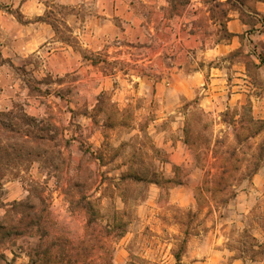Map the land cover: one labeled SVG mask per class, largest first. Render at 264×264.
I'll return each mask as SVG.
<instances>
[{
    "label": "rangeland",
    "instance_id": "374dc122",
    "mask_svg": "<svg viewBox=\"0 0 264 264\" xmlns=\"http://www.w3.org/2000/svg\"><path fill=\"white\" fill-rule=\"evenodd\" d=\"M48 18L57 39L71 42L63 10ZM157 43L150 38L145 47L109 53L77 48L82 66L59 76L47 72L46 50L10 61L0 41V112L43 121L49 139L46 156L24 163L3 183L0 223L17 226L19 234L0 241V264H264V194L246 214L233 217L226 210L254 170L264 168L258 150L264 133L248 138L241 110L206 114L197 97L188 103L196 110L183 128L191 153L180 164L171 158L172 137L158 146L148 135L151 116L119 110L125 101L156 104L150 96L136 98V90L157 84L174 53L181 54ZM256 85L264 91L261 80ZM215 149L236 153L222 195L234 194L227 205L197 192L220 172ZM180 185L192 195L188 203L175 202L172 191ZM26 216L30 227L20 224Z\"/></svg>",
    "mask_w": 264,
    "mask_h": 264
},
{
    "label": "crops",
    "instance_id": "0c3cea01",
    "mask_svg": "<svg viewBox=\"0 0 264 264\" xmlns=\"http://www.w3.org/2000/svg\"><path fill=\"white\" fill-rule=\"evenodd\" d=\"M56 8L63 10L71 42L59 41L49 23ZM12 10L19 19L10 14ZM150 38L158 39L156 46L179 49L181 54L175 52L170 59L167 76L150 89L136 90V98L150 96L156 104L136 107L125 101L118 106L120 111L132 107L136 113L151 116L148 135L158 146L172 137L173 160L188 162L191 150L184 144L183 128L196 110L188 103L197 97L198 110L206 114L240 110L249 104L255 120L264 119V91L256 85L258 80L264 83L260 60H264L263 1L0 0L2 57L13 61L46 50L42 62L50 74L63 76L80 69L83 60L77 48L109 53L114 48L145 47ZM183 187L172 191L179 204L192 199ZM263 194L264 168L227 205V213L233 217L246 214Z\"/></svg>",
    "mask_w": 264,
    "mask_h": 264
},
{
    "label": "trees",
    "instance_id": "16d2710c",
    "mask_svg": "<svg viewBox=\"0 0 264 264\" xmlns=\"http://www.w3.org/2000/svg\"><path fill=\"white\" fill-rule=\"evenodd\" d=\"M209 0H206L208 2ZM215 1V0H211ZM234 3L242 4L245 0H233ZM263 1L264 0H260ZM185 0H178V4H184ZM261 63H264L262 57H260ZM38 94H40L38 92ZM242 118L248 117L247 121L250 124L249 137L250 139L259 137L264 133V121L253 120L250 117V107L246 110L241 107ZM249 114V115H248ZM244 121V120H243ZM242 122V119H241ZM23 123L26 128H23ZM31 126V129H30ZM239 135H236V140ZM247 138V139H248ZM49 139L47 137L46 130L44 129L43 121H39L25 114H21L17 110H9L6 112H0V195L4 181L8 176H17L18 168H21L24 163H31L47 155V146ZM187 142H185L186 144ZM57 148V147H56ZM259 153L264 152V148L260 147ZM58 152L56 151V154ZM214 157L217 164L220 166V172L214 175L210 181H203L202 187L197 189L199 194L205 192L209 195V198L216 201L220 205H227L234 197V194L227 199H222V195L225 194L228 189V182L230 181V173L228 168L231 163L236 161L235 150L222 153L220 149H215ZM261 155L258 156L260 160ZM17 168L14 171V168ZM259 167L254 170L252 176L258 172ZM19 173V172H18ZM29 219V221H27ZM20 224L25 227L33 225L32 220L28 216L20 220ZM19 234L17 226H11L10 224L0 223V241H3L12 236ZM252 241L255 239L252 238ZM40 254V253H39ZM46 258L47 254L41 255Z\"/></svg>",
    "mask_w": 264,
    "mask_h": 264
}]
</instances>
